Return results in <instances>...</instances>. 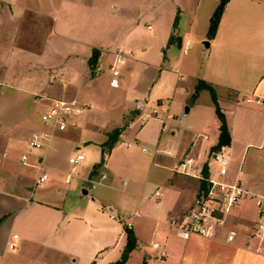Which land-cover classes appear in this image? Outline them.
<instances>
[{
	"label": "crops",
	"instance_id": "obj_1",
	"mask_svg": "<svg viewBox=\"0 0 264 264\" xmlns=\"http://www.w3.org/2000/svg\"><path fill=\"white\" fill-rule=\"evenodd\" d=\"M122 1H111L108 11L114 15L104 23L100 0H0V264H111L126 242L125 225L111 218L112 212L126 216L136 237L124 264H264L262 256L244 246L246 229L259 218L255 200L264 194V0H228L211 39L206 36L209 17L219 0H170L158 51L168 66L171 48L183 47L194 36L200 61L190 77L145 60L143 48L133 53L134 26L153 11L131 13L122 9ZM153 15L158 17L156 11ZM171 34L177 40L169 44ZM116 47L131 50L119 67L118 87L135 69L139 72L128 111L134 117L100 161L102 143L119 124L101 125L89 112L95 105L84 92L101 74L109 75ZM93 49L104 71L92 77L88 58ZM162 73L174 74L172 89L151 98ZM199 79L215 89L228 126L226 180L239 179L245 190L228 219L239 229L230 243L227 227L212 238L183 239L166 222L185 212L203 189L201 180L174 172L173 164L185 156L204 162L218 140L220 121L210 98L211 120L206 123L204 117L186 139L166 142L175 135L165 124L177 112V102L182 106L179 122L194 109L210 111L209 103L199 101L205 89L183 104L182 97H191ZM168 86L170 81L161 88ZM71 97L93 108L78 117L75 127L53 132L46 145L31 149L30 137L45 129L32 115L33 106L40 105L42 112L50 98ZM147 103H153L149 113L144 112ZM148 119L152 123L142 130ZM82 147L95 150L97 160L87 164ZM77 150L85 160L67 182L68 157ZM42 173L47 178L39 182ZM154 242L160 249L152 247Z\"/></svg>",
	"mask_w": 264,
	"mask_h": 264
},
{
	"label": "built area",
	"instance_id": "obj_2",
	"mask_svg": "<svg viewBox=\"0 0 264 264\" xmlns=\"http://www.w3.org/2000/svg\"><path fill=\"white\" fill-rule=\"evenodd\" d=\"M184 53L190 48V43L183 44ZM114 58L108 64L109 85L118 87L120 80V65L125 63L127 56L131 54L130 49L124 47H116L113 50ZM95 72L102 73L104 68L101 65L95 67ZM264 104V100L262 101ZM93 108L92 103L83 102L75 97L71 98H50L45 110L40 114L41 122L47 126V130L34 133L28 140L31 149L42 148L46 145L53 132H63L70 127L77 125V119L84 112ZM156 114V109H153ZM145 152V149L142 148ZM25 159V156H22ZM85 160V154L77 150L68 157L70 172L67 174L68 182L75 168ZM206 166L207 175L203 177V167ZM229 166V154L226 145L220 146L218 149L211 151L210 158L198 164L190 156L177 161L172 166V170L176 173L186 175L198 180H205V187L201 189L195 196L192 205L179 215L170 216L166 222L168 226L173 228L177 235L183 239H187L192 235L204 238H212L217 232L226 228L225 241L233 242L239 233V229L235 225H228V219L234 208L245 194V190L239 179L227 181ZM47 178L46 173L39 176L38 181L42 182ZM258 208L259 218L246 229L247 240L245 248L254 254L264 258V196L255 200ZM110 217L122 222L127 228L131 229L132 224L126 216L111 213ZM152 247L160 249L158 242L152 243Z\"/></svg>",
	"mask_w": 264,
	"mask_h": 264
},
{
	"label": "rangeland",
	"instance_id": "obj_3",
	"mask_svg": "<svg viewBox=\"0 0 264 264\" xmlns=\"http://www.w3.org/2000/svg\"><path fill=\"white\" fill-rule=\"evenodd\" d=\"M111 1L113 0H100V5L101 7H103L102 9L103 14L101 15L100 20L104 23H106L108 19H110L111 15H114V13L112 14L109 12L110 10L108 11V7L111 5L110 4ZM117 2H119V0H116V3ZM122 2L124 4L122 9L127 8L131 13H135V14H139L140 12L144 13V10L146 9L148 11L150 9L151 12L152 11L157 12L158 17H155V15H153V12L147 13L142 16L138 24L134 26V30L131 34V38H129L130 40L129 44L133 49V53H136V51L141 50V48H143L147 53L146 55H148L145 57L146 58L145 60L148 59V61H150L151 63H157L158 65L164 66V63L162 62L163 55L161 52L158 51V45L161 38L164 37L163 33L165 32V26L167 25V21H168V8H169L168 5L170 0H124ZM147 24H151L152 29H147L146 27ZM188 42L191 45V49L188 51V54H185L183 52L182 46L179 48L177 45H174L171 48L170 64H168V66H164L163 69H168V70L179 69L182 75L186 77H190L192 75L193 67L194 66L196 67V64H198L200 61V54L198 51V47L200 46V44L197 43L196 38H194V36L192 35L188 36ZM98 61L99 60L97 58V62L94 66H91L88 63V71L90 72L92 77L100 74L95 72L94 70L97 65H101ZM138 73H139L138 70L135 69L132 76L125 77L124 85H120L118 88L116 87L113 88L109 86L108 74H101L100 81L91 82V85L87 87V90L84 92V95L85 97L91 99L95 105V107L89 112L94 117H97L96 120H98L101 123V125H106L107 122H109L110 120H114L115 123L119 124L117 125L116 128L124 129L129 119L134 117V114H132V112L129 113L128 111L133 107L131 92L133 90L134 80L139 75ZM167 81L168 82L170 81V86H168L167 89H162L161 88L162 85L165 84ZM173 83H174V74L169 75V77H165L162 73L159 79L156 80V82L153 84L150 97L152 98L157 95L169 93L172 89ZM179 83L181 84L182 82L179 81ZM81 93L83 94V91ZM205 95L207 99L202 95L199 101L201 104H205V105L209 103L208 106L210 107V111L208 112L207 108L206 109L203 108L202 109L203 111L199 113L196 112V109H194L190 114L183 116L181 121L179 122L178 117L179 114L181 113L182 106H180L181 102L180 103L177 102L181 98L180 94L179 93L177 94L176 97H178L179 99L177 100L176 98L175 100L178 104L177 105L178 110L175 113L172 112L173 115H171V117H169L166 120V124H165L168 130L175 131V135L170 140L166 141L168 142L167 144H173V142L179 137L183 139L190 137L192 134H194L192 132L194 127L199 123V121H202L204 117L206 119V123L211 120L210 97L208 92H206ZM228 95L230 96L232 94L228 93ZM190 99L191 97L189 96L182 97L183 104L191 103ZM39 107L40 105L33 106L32 109V115L37 120L41 114V107L40 108ZM152 107H153V103H147L145 105L144 112L147 113L151 112ZM151 123H152L151 120L148 119L143 123L141 129L146 130ZM161 124L162 123H159V125ZM42 125L45 128L44 130L48 129L46 125L44 124ZM188 125H191L192 129H188ZM138 127L139 126H137L136 129ZM25 137L26 134L24 135L21 149L24 148ZM168 137H169L168 134L164 135L162 142H164L165 139H167ZM136 138L141 141L140 136L137 135ZM82 150H84L86 153L87 164H90L97 160L98 153L95 150L85 147H82ZM210 153H211V149L208 150V153L206 155L207 160L210 158ZM146 241H149V239L147 238Z\"/></svg>",
	"mask_w": 264,
	"mask_h": 264
},
{
	"label": "trees",
	"instance_id": "obj_4",
	"mask_svg": "<svg viewBox=\"0 0 264 264\" xmlns=\"http://www.w3.org/2000/svg\"><path fill=\"white\" fill-rule=\"evenodd\" d=\"M228 0H219L217 6L215 7L214 11L212 12L211 16L209 17V24H208V29H207V39H211L214 37L221 14L223 12L224 6L227 3ZM178 21V14L174 17L173 20V27H176ZM177 38L171 34L168 39V43L171 44L173 43ZM97 57H98V51L96 49L92 50L91 56L88 59V63L91 66H94L97 62ZM205 89L209 92L210 98L212 100V103L214 105V110L217 115V118L220 121L219 125V135H218V140L217 142L211 146V151L218 149L222 145H228L230 141V135H229V130L228 126L226 124L225 116L223 112L221 111L219 104L217 102V96L215 89L205 81L199 79L195 85V91L191 95V99L193 100L198 91ZM122 128H114L107 137V140L102 143L101 145V161H104L105 155L109 153L111 148L113 147L114 143L117 141L119 134L121 133ZM203 177H206L207 175V169L206 166L203 167ZM205 187V180L202 179L200 181V188ZM125 233H126V242L123 247L122 253L120 255V258L113 262L112 264H124L125 261L127 260L130 252L136 247V237L134 233L132 232L131 229L127 228L125 226ZM144 263V262H143Z\"/></svg>",
	"mask_w": 264,
	"mask_h": 264
},
{
	"label": "water",
	"instance_id": "obj_5",
	"mask_svg": "<svg viewBox=\"0 0 264 264\" xmlns=\"http://www.w3.org/2000/svg\"><path fill=\"white\" fill-rule=\"evenodd\" d=\"M206 45H207V43H205ZM185 111L187 112L188 111V107L186 106V108H185Z\"/></svg>",
	"mask_w": 264,
	"mask_h": 264
}]
</instances>
